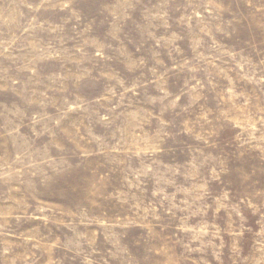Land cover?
Returning <instances> with one entry per match:
<instances>
[{
    "label": "rangeland",
    "instance_id": "obj_1",
    "mask_svg": "<svg viewBox=\"0 0 264 264\" xmlns=\"http://www.w3.org/2000/svg\"><path fill=\"white\" fill-rule=\"evenodd\" d=\"M0 264H264V0H0Z\"/></svg>",
    "mask_w": 264,
    "mask_h": 264
}]
</instances>
